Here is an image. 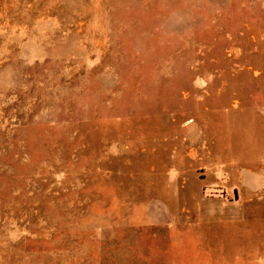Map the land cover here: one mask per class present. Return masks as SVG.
Returning <instances> with one entry per match:
<instances>
[{"label": "rangeland", "instance_id": "374dc122", "mask_svg": "<svg viewBox=\"0 0 264 264\" xmlns=\"http://www.w3.org/2000/svg\"><path fill=\"white\" fill-rule=\"evenodd\" d=\"M0 264H264V0H0Z\"/></svg>", "mask_w": 264, "mask_h": 264}]
</instances>
